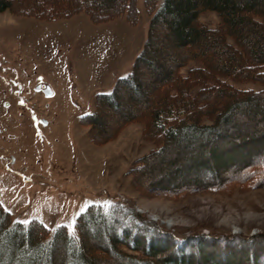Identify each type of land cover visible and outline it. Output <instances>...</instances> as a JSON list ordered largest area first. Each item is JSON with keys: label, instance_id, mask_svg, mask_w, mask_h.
I'll return each instance as SVG.
<instances>
[{"label": "trees", "instance_id": "16d2710c", "mask_svg": "<svg viewBox=\"0 0 264 264\" xmlns=\"http://www.w3.org/2000/svg\"><path fill=\"white\" fill-rule=\"evenodd\" d=\"M157 2L143 0L150 20L130 73L79 120L89 142L102 146L141 125L155 148L127 176L148 199L264 189V0H163L156 10ZM3 12L44 22L84 14L94 25L137 19L136 0H0ZM208 12L215 28L200 21ZM0 264H264V233L177 237L121 198L89 205L72 233L51 231L16 221L0 203Z\"/></svg>", "mask_w": 264, "mask_h": 264}, {"label": "rangeland", "instance_id": "374dc122", "mask_svg": "<svg viewBox=\"0 0 264 264\" xmlns=\"http://www.w3.org/2000/svg\"><path fill=\"white\" fill-rule=\"evenodd\" d=\"M136 7L134 26L125 17L94 25L84 14L44 22L0 13L1 205L16 221L37 219L51 231L64 225L72 233L89 205L121 198L177 237L264 233V189L178 200L148 199L132 190L129 168L155 148L142 139L141 125L102 146L89 142L80 118L92 112L96 95L109 94L130 73L143 48L150 17L143 0ZM200 21L215 28L219 18L208 12ZM38 82L51 87V98L34 91ZM226 82L241 90L261 88Z\"/></svg>", "mask_w": 264, "mask_h": 264}, {"label": "flooded vegetation", "instance_id": "af4514ba", "mask_svg": "<svg viewBox=\"0 0 264 264\" xmlns=\"http://www.w3.org/2000/svg\"><path fill=\"white\" fill-rule=\"evenodd\" d=\"M40 85V86H39ZM38 86H39V88H38ZM47 87H50L48 84H46V83H44V82H38L35 86H34V91H36V92H38V93H42L43 94V96L45 97V98H47L46 96H45V94H44V90L47 88ZM50 89H51V87H50ZM51 91H52V89H51ZM52 93H53V91H52ZM54 94V93H53ZM53 96V95H52ZM51 96V97H52ZM50 97V98H51ZM6 107L8 106V104L7 103H5L4 104Z\"/></svg>", "mask_w": 264, "mask_h": 264}, {"label": "water", "instance_id": "95a60500", "mask_svg": "<svg viewBox=\"0 0 264 264\" xmlns=\"http://www.w3.org/2000/svg\"><path fill=\"white\" fill-rule=\"evenodd\" d=\"M39 86H40V85H39ZM39 86H38V88H39ZM44 94H45V96H46L47 98H50V97L53 95V93H52L50 87H47V88L44 90Z\"/></svg>", "mask_w": 264, "mask_h": 264}]
</instances>
